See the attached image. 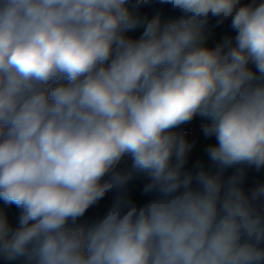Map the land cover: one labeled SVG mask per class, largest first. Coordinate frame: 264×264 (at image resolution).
<instances>
[{
	"label": "clouds",
	"instance_id": "1",
	"mask_svg": "<svg viewBox=\"0 0 264 264\" xmlns=\"http://www.w3.org/2000/svg\"><path fill=\"white\" fill-rule=\"evenodd\" d=\"M146 6L181 16L133 39ZM210 19L235 37L209 47ZM196 116L215 143L189 168L174 130ZM249 168L264 169V0H0V201L21 209L16 227L0 212L5 264H264Z\"/></svg>",
	"mask_w": 264,
	"mask_h": 264
},
{
	"label": "crops",
	"instance_id": "2",
	"mask_svg": "<svg viewBox=\"0 0 264 264\" xmlns=\"http://www.w3.org/2000/svg\"><path fill=\"white\" fill-rule=\"evenodd\" d=\"M250 2H251V0H242V3H250ZM256 2L259 3V2H261V0H256ZM157 14L160 15L162 23H167L169 21H172V20L179 18V11L173 10L170 6H164V7L146 6L140 10V13H139L140 19H141L140 24H138V26L135 29L127 32L126 35H128L129 37H131L133 39L139 38L138 36H139V34L143 33L144 28L146 26V23L148 21H150L152 18H154ZM225 22H226L225 23L226 28L223 29V26L217 25V24H216V27L205 26L204 30H206V32H204V33H212L213 35H219V36L221 35V37H223V40L227 37L234 38L236 33L231 29L230 23H228L227 21H225ZM212 40H214V39H212ZM193 119L206 120L205 118H202L200 116H196ZM185 124L187 125L188 122ZM182 127H184V126H182ZM214 140L215 139H197L194 141H189V143L193 144V150L189 153V160H188V164L186 165V167L191 168L197 162H202L205 164V166H210L211 162L208 160L207 155L204 152V148L207 147V145L209 143H215ZM198 141H200V143H198ZM130 164H131L130 158L125 157L124 161L121 164V167H127V166H130ZM249 170L254 174L255 178L259 182L264 184V169L257 171L255 168H249ZM233 171H234V169L228 170V172H233ZM145 182L146 181L144 180V178L140 177V178H137L136 180H134L129 185L130 193H131L133 199L137 202H139V200H140L138 197L143 196V194L141 193V189H142L143 184ZM115 195H116L115 192L110 193V195L108 197V201H107V208L110 206ZM95 207H94V209H95ZM0 212H3L8 217L9 222L13 227L18 226V218L21 214V209H19L17 207H10V208L6 209L3 205L0 204ZM96 212L100 213V215H102L104 213V212H100V211H96ZM16 264H18V262H16Z\"/></svg>",
	"mask_w": 264,
	"mask_h": 264
},
{
	"label": "built area",
	"instance_id": "3",
	"mask_svg": "<svg viewBox=\"0 0 264 264\" xmlns=\"http://www.w3.org/2000/svg\"><path fill=\"white\" fill-rule=\"evenodd\" d=\"M227 22L230 23V21H227ZM140 35L141 34H139V37H140ZM207 122H208L207 120H203V119H193L192 121L188 122V124L186 126L178 127L174 131H176L178 134L183 135L188 141H194L197 139H215L214 137L213 138H205L203 135L202 125H204ZM232 173L233 172H227L226 175H231ZM258 184H262V183L259 182L255 178L254 174L249 169H247L246 175L244 178L245 189L246 190L251 189ZM0 264H5V262L2 259H0Z\"/></svg>",
	"mask_w": 264,
	"mask_h": 264
},
{
	"label": "rangeland",
	"instance_id": "4",
	"mask_svg": "<svg viewBox=\"0 0 264 264\" xmlns=\"http://www.w3.org/2000/svg\"><path fill=\"white\" fill-rule=\"evenodd\" d=\"M226 22H224L223 24H220L221 26H223V29L226 28ZM206 26L209 27H216V21L215 19H210L208 24ZM204 37H205V43L209 46V47H215L216 44L221 43L223 41V37H221V35H213L212 33H204ZM214 39V40H212ZM186 124L181 125L185 126ZM215 141V140H214ZM213 141V142H214ZM206 142V141H205ZM198 143H200V141H198ZM140 200L138 203H143L145 202L149 197L143 195V196H139L138 197ZM100 215V213H97L93 208H91L85 215V217L83 218L82 222H88L90 223L91 221H93L94 219L98 218Z\"/></svg>",
	"mask_w": 264,
	"mask_h": 264
},
{
	"label": "trees",
	"instance_id": "5",
	"mask_svg": "<svg viewBox=\"0 0 264 264\" xmlns=\"http://www.w3.org/2000/svg\"><path fill=\"white\" fill-rule=\"evenodd\" d=\"M180 15H181V13L179 12V16ZM204 32H206V30H204ZM110 193L111 192L106 194V196L99 202V204L96 205V207H95L96 211H100V212H105L106 211V209H107V201H108V197H109ZM0 204L3 205L6 209H8L10 207H16L15 205H6V204H4L3 201H0Z\"/></svg>",
	"mask_w": 264,
	"mask_h": 264
}]
</instances>
